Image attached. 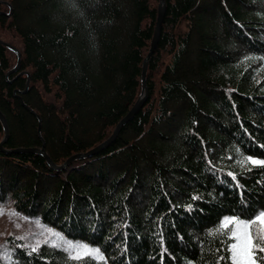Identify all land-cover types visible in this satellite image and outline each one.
Segmentation results:
<instances>
[{
  "label": "trees",
  "instance_id": "1",
  "mask_svg": "<svg viewBox=\"0 0 264 264\" xmlns=\"http://www.w3.org/2000/svg\"><path fill=\"white\" fill-rule=\"evenodd\" d=\"M158 3L0 0V203L104 257L8 236L11 264H217L223 218L264 208L241 163L264 158V0H164L142 104L92 151L141 95Z\"/></svg>",
  "mask_w": 264,
  "mask_h": 264
},
{
  "label": "snow or ice",
  "instance_id": "2",
  "mask_svg": "<svg viewBox=\"0 0 264 264\" xmlns=\"http://www.w3.org/2000/svg\"><path fill=\"white\" fill-rule=\"evenodd\" d=\"M241 163L264 167V158L254 159L249 156ZM229 175L232 176V173ZM211 234L225 237L224 251L228 255H221L217 264L224 261L228 264H264V256L260 255L264 253V208L259 211L253 210L248 216L224 217L218 229ZM55 235L58 236V234ZM57 242L68 252L70 259L80 260L85 257L104 259L103 254L97 248L69 243L59 236ZM32 251H38V248L33 247Z\"/></svg>",
  "mask_w": 264,
  "mask_h": 264
},
{
  "label": "rangeland",
  "instance_id": "3",
  "mask_svg": "<svg viewBox=\"0 0 264 264\" xmlns=\"http://www.w3.org/2000/svg\"><path fill=\"white\" fill-rule=\"evenodd\" d=\"M55 234L63 237L66 242L87 245L82 241L66 238L61 232L44 225L39 220L30 219L17 213L13 209L10 199L0 203V264H11L9 255L11 249L8 246L6 237L19 238L30 247L47 244L63 249L58 244V236Z\"/></svg>",
  "mask_w": 264,
  "mask_h": 264
},
{
  "label": "water",
  "instance_id": "4",
  "mask_svg": "<svg viewBox=\"0 0 264 264\" xmlns=\"http://www.w3.org/2000/svg\"><path fill=\"white\" fill-rule=\"evenodd\" d=\"M163 15H164V0H159L158 3V7H157V16H156V22H155V26H154V30H153V34H152V38L150 41V45L148 48V51L145 55V57L143 58L142 61V66H141V88H142V92L140 97L138 98V100L136 101V103L131 107V109L127 112V114L117 123V125L115 126V128L113 129L112 133L110 134V136L103 141L101 144H99L98 146H96L95 148H93L92 151L98 150L100 147L105 146L107 144H109L118 134L121 126L127 122L139 109V107L142 104V101L146 95V85H145V71H146V67H147V61L149 56L152 54L154 48L156 47L157 41H158V37H159V33H160V28H161V24H162V20H163ZM7 46H9L8 44H6ZM17 69L16 67L12 69L15 70ZM0 121L3 125V129H4V133L5 136L7 135L8 132V128H7V124L5 121L4 116L2 115V113L0 112ZM31 150H36L38 152H40L45 159L49 162V164H52V162L50 161L49 157L47 156V154L45 153L43 147L40 149H31ZM77 155H75L74 157H76ZM71 159V158H70ZM69 160H67L65 163H67ZM62 167V166H59Z\"/></svg>",
  "mask_w": 264,
  "mask_h": 264
}]
</instances>
